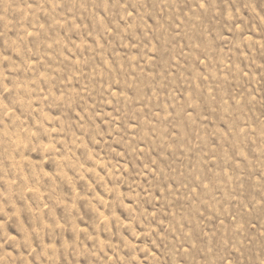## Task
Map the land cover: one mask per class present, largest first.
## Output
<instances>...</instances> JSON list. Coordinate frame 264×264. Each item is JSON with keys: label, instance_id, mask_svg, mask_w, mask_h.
I'll list each match as a JSON object with an SVG mask.
<instances>
[{"label": "rangeland", "instance_id": "obj_1", "mask_svg": "<svg viewBox=\"0 0 264 264\" xmlns=\"http://www.w3.org/2000/svg\"><path fill=\"white\" fill-rule=\"evenodd\" d=\"M0 264H264V0H0Z\"/></svg>", "mask_w": 264, "mask_h": 264}]
</instances>
